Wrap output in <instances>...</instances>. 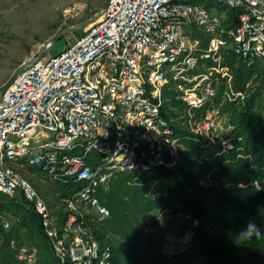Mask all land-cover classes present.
<instances>
[{
  "label": "built area",
  "instance_id": "2783aa9c",
  "mask_svg": "<svg viewBox=\"0 0 264 264\" xmlns=\"http://www.w3.org/2000/svg\"><path fill=\"white\" fill-rule=\"evenodd\" d=\"M82 30L4 93L0 83V192L36 210L60 264H112L91 226L110 215L100 190L119 172L175 168L177 125L232 148L233 125L216 104L222 79L232 82L223 62L234 54L264 67V0H109ZM171 91L183 112L168 104ZM161 213L146 231L171 259L188 250L199 219L178 203ZM13 224L0 203V241ZM12 246L20 264H48L35 245Z\"/></svg>",
  "mask_w": 264,
  "mask_h": 264
},
{
  "label": "trees",
  "instance_id": "16d2710c",
  "mask_svg": "<svg viewBox=\"0 0 264 264\" xmlns=\"http://www.w3.org/2000/svg\"><path fill=\"white\" fill-rule=\"evenodd\" d=\"M82 31H78L80 35ZM223 65L232 76V87L230 98L220 105L226 85L222 79L225 85L216 104L233 125L229 135L232 148L223 150V136L203 142L187 127L177 125L183 148L175 168L153 167L140 175L117 173L99 193L109 217L91 223L96 238L110 248L112 264L187 263L201 256L208 257L210 264H264V239H237L249 220L264 234V108L257 110V90H248L259 72L264 85V67L247 65L234 54L227 55ZM176 95L166 92L167 102L183 112L186 104ZM202 181L208 184L202 185ZM0 203L14 219L11 229L1 232L0 264H20L12 245L26 244L21 240V228L30 236L28 244L38 248L42 262L60 264L40 216L25 198L0 192ZM175 203L197 217L199 225L188 250L167 259L146 228L154 211L170 209Z\"/></svg>",
  "mask_w": 264,
  "mask_h": 264
},
{
  "label": "rangeland",
  "instance_id": "374dc122",
  "mask_svg": "<svg viewBox=\"0 0 264 264\" xmlns=\"http://www.w3.org/2000/svg\"><path fill=\"white\" fill-rule=\"evenodd\" d=\"M107 1L0 0V83H8L23 65L40 56L51 40L65 29L85 21L92 20L93 22L101 17L103 5ZM63 36L67 35L64 34ZM262 77L259 72L248 85L249 92L254 90L258 92L257 110L264 108ZM224 83L219 84V93L225 85L221 92L220 105L230 98L228 90L231 89L232 82ZM223 118V122L229 121L227 114H224ZM22 173L33 181L41 192L44 190L45 184L31 177L28 172L25 173L24 169ZM159 217H163L161 210L154 211L147 226L156 221L160 223ZM20 232L21 240L28 244L31 241L28 232L24 228H21ZM210 262L208 257L201 256L194 261L176 262L174 264H210Z\"/></svg>",
  "mask_w": 264,
  "mask_h": 264
},
{
  "label": "water",
  "instance_id": "95a60500",
  "mask_svg": "<svg viewBox=\"0 0 264 264\" xmlns=\"http://www.w3.org/2000/svg\"><path fill=\"white\" fill-rule=\"evenodd\" d=\"M108 4H109V0L103 5V12H105L108 8ZM92 22V20L89 21H85L82 23H79L75 26L69 27L67 29H65L64 31H62L61 33H59L57 36H55L51 42H50V46L47 47L44 52L38 56L37 58H35L34 60H40L41 58H43L44 56H46L47 54H50L51 56L55 57L58 56L59 54H61L66 45L68 44V42H73L74 41V37H80V33L78 32L79 30H82L83 28H85L88 24H90ZM64 34H66L67 36H63ZM30 62V61H29ZM29 62H27L25 65L22 66V68L20 70H18L12 77L11 79L8 81V83H5L3 89H2V93H4V91L8 88V86L15 80V78L17 77V75L19 74V72L27 65L29 64Z\"/></svg>",
  "mask_w": 264,
  "mask_h": 264
},
{
  "label": "clouds",
  "instance_id": "9594fccd",
  "mask_svg": "<svg viewBox=\"0 0 264 264\" xmlns=\"http://www.w3.org/2000/svg\"><path fill=\"white\" fill-rule=\"evenodd\" d=\"M253 238L256 240L264 239V234L261 233L260 228L252 220L246 222V226H242L237 233V239L241 242L251 241Z\"/></svg>",
  "mask_w": 264,
  "mask_h": 264
},
{
  "label": "bare ground",
  "instance_id": "6f19581e",
  "mask_svg": "<svg viewBox=\"0 0 264 264\" xmlns=\"http://www.w3.org/2000/svg\"><path fill=\"white\" fill-rule=\"evenodd\" d=\"M101 17H99L97 20H99Z\"/></svg>",
  "mask_w": 264,
  "mask_h": 264
}]
</instances>
